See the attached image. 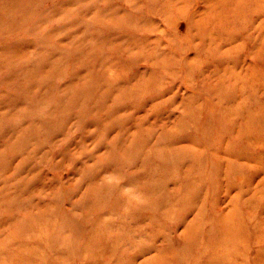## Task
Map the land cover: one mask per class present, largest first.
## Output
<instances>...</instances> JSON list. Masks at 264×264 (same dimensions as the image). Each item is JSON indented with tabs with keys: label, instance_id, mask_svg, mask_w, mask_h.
<instances>
[{
	"label": "rangeland",
	"instance_id": "1",
	"mask_svg": "<svg viewBox=\"0 0 264 264\" xmlns=\"http://www.w3.org/2000/svg\"><path fill=\"white\" fill-rule=\"evenodd\" d=\"M0 264H264V0H0Z\"/></svg>",
	"mask_w": 264,
	"mask_h": 264
}]
</instances>
